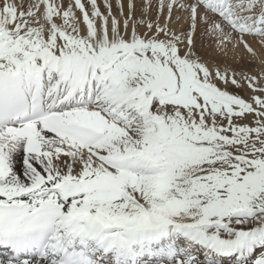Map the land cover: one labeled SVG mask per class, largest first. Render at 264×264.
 I'll return each instance as SVG.
<instances>
[{
  "label": "snow or ice",
  "instance_id": "snow-or-ice-1",
  "mask_svg": "<svg viewBox=\"0 0 264 264\" xmlns=\"http://www.w3.org/2000/svg\"><path fill=\"white\" fill-rule=\"evenodd\" d=\"M0 264H264V0H0Z\"/></svg>",
  "mask_w": 264,
  "mask_h": 264
},
{
  "label": "rangeland",
  "instance_id": "rangeland-1",
  "mask_svg": "<svg viewBox=\"0 0 264 264\" xmlns=\"http://www.w3.org/2000/svg\"><path fill=\"white\" fill-rule=\"evenodd\" d=\"M16 2L20 3L21 0H16ZM196 43H197V50L200 51L201 54L214 55L209 48L208 38L203 37L202 34H200L197 36ZM234 54L236 56H234ZM219 59L222 64L230 66L232 69H235L237 72L244 71L247 72L248 74H253L254 72L259 71L257 62L251 61L243 49L236 50L235 52L229 51L227 56H221L219 57ZM240 94L244 96L247 95L242 90Z\"/></svg>",
  "mask_w": 264,
  "mask_h": 264
},
{
  "label": "bare ground",
  "instance_id": "bare-ground-1",
  "mask_svg": "<svg viewBox=\"0 0 264 264\" xmlns=\"http://www.w3.org/2000/svg\"><path fill=\"white\" fill-rule=\"evenodd\" d=\"M238 50H239V49H238ZM239 52H240V51H239ZM240 53H241V52H240ZM231 55H232V54H231ZM234 56H236V55L234 54ZM234 56H233V57H234Z\"/></svg>",
  "mask_w": 264,
  "mask_h": 264
}]
</instances>
